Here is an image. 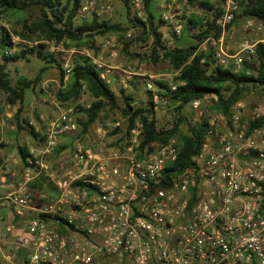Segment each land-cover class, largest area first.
Returning a JSON list of instances; mask_svg holds the SVG:
<instances>
[{"label": "built area", "instance_id": "built-area-1", "mask_svg": "<svg viewBox=\"0 0 264 264\" xmlns=\"http://www.w3.org/2000/svg\"><path fill=\"white\" fill-rule=\"evenodd\" d=\"M239 1L222 0L209 10L198 1L163 0L162 37H180L183 18L196 16L201 25L212 22L219 35L211 28L196 48H211L212 60L200 62L209 71L255 74L245 65L253 63L256 44L263 41L254 35L264 30V23L246 18L239 28L251 36L237 40ZM78 2V17L84 18L94 1ZM128 6L131 17L146 21L144 0H128ZM0 23L9 31L8 22ZM187 26L191 38L196 27ZM141 32L136 24L124 37L130 49L149 51L152 35L140 43L136 35ZM10 37L7 54L38 42L53 43ZM115 40L113 35L105 39L101 51L115 55ZM90 58L108 83L101 55ZM62 68L67 77L71 60L64 59ZM124 71L127 79L146 75L141 67ZM179 74L180 69H171L156 80L175 90ZM145 90L153 110L171 106L160 93L166 90L152 80L147 79ZM262 92L257 82L248 85L226 112L213 109L223 90L190 100L184 109L205 123V133L192 164L179 172L166 171L180 150L178 133L142 149L143 123L136 118L130 125L122 116L94 126L81 139L75 137L79 106L54 100L53 114L41 121L40 136L26 143L25 163L17 154L0 163V264H264ZM257 120L262 121L252 125ZM62 144L67 146L55 156ZM39 177L50 184L48 189L31 187Z\"/></svg>", "mask_w": 264, "mask_h": 264}, {"label": "trees", "instance_id": "trees-1", "mask_svg": "<svg viewBox=\"0 0 264 264\" xmlns=\"http://www.w3.org/2000/svg\"><path fill=\"white\" fill-rule=\"evenodd\" d=\"M79 0H0V18L17 13L26 12L32 7L38 9V16L34 20L27 17L18 22L19 28L9 29L0 26V91L4 92L7 100L12 103H19L20 108L14 115V126L17 131L25 130L31 140H35L40 133L35 131V127L29 123L26 118H20L21 107L25 100L27 91L35 88L41 78L42 73L51 66L55 65L59 70V77L62 81L64 70L62 65L55 58L54 54L46 51L44 42H38L32 47H18L11 54H7L12 47L10 33L20 36L25 40H52L54 43L64 42L66 46L75 44H94L96 36H105L111 33H118L121 38L125 32L132 26L138 24L142 27V32L136 35V40L140 43L146 42L152 35V42L149 47V58L152 62L163 60L167 62L173 70L180 69V74L176 78L180 82L175 90H171L167 82L155 80L157 86L166 90V93L160 91L161 95L169 97L173 110V118L168 126H158L157 119L154 116L155 111L149 106L150 101H146L140 106H134L130 96L124 97L121 107L117 106V95L109 86L105 79L100 75V70L92 63L91 58L85 55L75 54L71 59V69L69 73L66 89H58L55 92L56 98L61 102L79 99L82 92H86L91 98L89 106L78 105L82 113V118L78 119L81 126V134L88 131V128L97 119L99 113L105 108H119L120 114L127 117L129 124L138 118L143 123V135L141 139V148H145L153 141H164L170 136L178 133L180 136V150L176 160L170 164L166 171L179 172L192 164V157L200 149L201 142L205 133V123L196 122L188 119L183 109L192 99L201 97L203 94L221 90L220 102L213 106V109L226 112L230 104L241 97L248 85L257 82L264 90V43L258 42L253 56V63L245 65L246 68L256 69L255 74L232 73L228 70L215 68L209 71L200 60L205 58L209 64L212 60L211 48L207 52H196L197 44L200 43L208 34L210 29L214 28V35H219V30L213 26L212 22L201 25L196 16L183 18L184 31L182 35H187L188 22L196 27L194 35L186 45L167 43L162 37L160 27L163 21L155 18V0H144L145 20L134 19L130 16L128 0H120L127 9V19L129 24L123 26L120 23H112L106 20H98L93 17L76 23L78 19L77 10ZM198 1L206 9L212 10L221 3L222 0H190ZM159 16V15H158ZM242 17L253 18L264 23V0H240L239 12L236 19ZM96 43V42H95ZM130 42L122 41V48H129ZM29 55H36L43 61L44 65L40 68L34 78L21 76L15 84L12 83L7 70L9 60L27 59ZM257 63V67H256ZM1 110V104H0ZM262 120L252 122L257 125ZM181 126H184L182 130ZM117 131V130H116ZM115 132V131H114ZM67 146L62 144L56 148L55 156ZM22 162L25 163L27 156V146L23 144L16 145ZM35 189H48L50 184L44 178L39 177L31 183Z\"/></svg>", "mask_w": 264, "mask_h": 264}, {"label": "rangeland", "instance_id": "rangeland-1", "mask_svg": "<svg viewBox=\"0 0 264 264\" xmlns=\"http://www.w3.org/2000/svg\"><path fill=\"white\" fill-rule=\"evenodd\" d=\"M93 4L89 9V13L84 18L76 19V23H80L85 20H90L94 16L98 18V20H106L112 23H120L123 26H127L129 21L127 19V9L125 5L120 0H93ZM157 1V2H156ZM163 0H155V18L159 17L161 10V5ZM111 6V11L105 10V5ZM38 16V9L36 7H32L28 9L26 12L11 14L9 16H3L0 18V22H8L9 29L19 28L18 22H20L23 18H28L30 20L36 19ZM247 17H242L236 20V25L238 27L237 31V40H240L243 37L251 36L246 32H242L239 26L241 22H243ZM1 24V23H0ZM131 28V27H130ZM129 28V29H130ZM134 29V28H133ZM133 33V32H132ZM134 34H137L136 30ZM113 35L116 38L115 49L116 54L110 55L109 51H101V43L107 39L109 36ZM255 38H263L264 39V30L259 32L258 35H254ZM18 38L22 39L20 36ZM96 40L94 44H83L82 46H76L75 44H69L66 46L64 42L60 43H46L44 42L46 51H49L54 54L55 58L62 63L64 59L71 60L75 54L85 55V56H96V54L101 55L102 59L106 61V65L117 66L115 69H111L107 73L108 84L115 91L117 95V106L121 107L124 102L125 96H130L132 98L131 102L134 106H140L141 104L147 101V92L145 90V83L147 79L155 82L156 77L159 75L169 73L171 68L167 64V62L163 60H159L157 62H152L149 58V51L140 49H123L122 41L126 40L125 37L121 38V35L118 33H111L105 36H96ZM170 39V38H169ZM25 40V39H24ZM174 40V39H172ZM167 40V43L174 44L175 41ZM29 41V40H26ZM38 40H30V42H34ZM50 41V40H49ZM96 42V43H95ZM52 47L53 51L49 50ZM105 55L110 56L111 60H108ZM137 60V61H135ZM0 62H2V57L0 56ZM44 65L43 61L40 60L36 55H29L27 59H18V60H9L7 62V70L9 71V77L13 84L17 82V79L21 76L27 78H34L40 68ZM130 66L141 67L143 72L146 73L145 76H133L130 79H127L126 73L124 70ZM257 67V66H256ZM114 70V71H113ZM117 71V74L116 72ZM147 75H151L152 78H148ZM59 70L53 64L48 67L41 75V78L37 84V86L29 91H27L25 95L24 103L21 107L20 118H26L31 125L35 127V131H40L42 124L41 121H48L51 115L54 112V105L52 102L59 101L56 98L55 92L58 89H66V85L68 82L69 75L66 77L63 75L62 81L59 77ZM131 80H135L133 83ZM264 93V92H262ZM92 98L86 93L82 92L79 99L73 101L69 100L66 102H62L66 105L76 104L87 106L90 104ZM0 148L8 152L10 149H13L14 142L15 148L16 145L20 141H24V145L27 142L32 141L30 136L26 134L25 130L17 131L15 128V114L20 108L19 103L12 104L7 100V96L4 92L0 91ZM154 116L157 119L158 126H168L170 121L173 118V110L172 107H158L154 110ZM184 113L188 117V119L193 120L194 115L191 111H187L183 109ZM82 113L79 114V118H82ZM117 117H122L120 114L119 108H105L101 111L97 117V119L92 123V125L88 128V131L93 130L94 126H97L108 119H114ZM194 121V120H193ZM170 126V125H169ZM182 130H184V126H181ZM81 126L79 128L78 135L75 137H80L81 139H85L86 133L81 134L80 132ZM81 135V136H80ZM74 137V138H75ZM70 140V139H69Z\"/></svg>", "mask_w": 264, "mask_h": 264}, {"label": "crops", "instance_id": "crops-1", "mask_svg": "<svg viewBox=\"0 0 264 264\" xmlns=\"http://www.w3.org/2000/svg\"><path fill=\"white\" fill-rule=\"evenodd\" d=\"M157 2V1H156ZM160 12H161V10H160ZM159 12V13H160ZM182 24V23H181ZM182 26H183V24H182ZM183 29H184V27H183ZM184 31V30H183ZM182 34H183V32H182ZM171 38H173L174 40H172V41H175L174 42V45L175 44H181V45H186L187 43H189V41H190V37L188 36V35H181L180 37H171ZM167 41V40H166ZM263 43H264V39H263V41H262ZM96 56H99L98 54H96ZM105 57H109V58H107L108 60H111V57L110 56H107V55H105ZM101 58H102V56H101ZM104 61V60H103ZM135 61H137V60H135ZM104 63L106 64V61H104ZM108 66V69H109V71L111 70V69H115L117 66H112V65H107ZM108 71V72H109ZM114 71V70H113ZM107 72V73H108ZM116 72V74H117V71H115ZM133 83L135 82V80H131ZM147 81V80H146ZM156 83V82H155ZM157 85V84H156ZM148 94V93H147ZM15 142H16V140L14 141V142H12V143H14V148L13 149H10L8 152H5V151H3L1 148H0V163L1 162H3L4 160H5V158L7 157V156H9L10 154H17V151H18V149H17V147L15 148ZM23 143H25L24 141H20L18 144H23Z\"/></svg>", "mask_w": 264, "mask_h": 264}]
</instances>
